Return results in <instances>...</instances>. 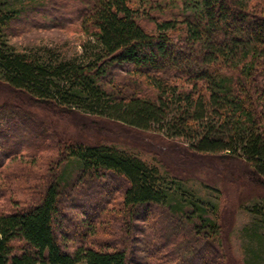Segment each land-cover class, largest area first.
<instances>
[{"label":"trees","instance_id":"1","mask_svg":"<svg viewBox=\"0 0 264 264\" xmlns=\"http://www.w3.org/2000/svg\"><path fill=\"white\" fill-rule=\"evenodd\" d=\"M177 2V14L158 19L132 0H0V91L16 101H0V264H227L218 197H198L181 177L108 142L50 127L43 142L26 138L46 129L31 108L80 114L240 160L264 188V0L167 6ZM46 4L72 14L33 24L76 22L98 48L77 61L15 50L10 26ZM70 158L79 167L71 184L57 173ZM15 159L34 161L36 185L9 186ZM154 227L165 243L149 242Z\"/></svg>","mask_w":264,"mask_h":264},{"label":"rangeland","instance_id":"2","mask_svg":"<svg viewBox=\"0 0 264 264\" xmlns=\"http://www.w3.org/2000/svg\"><path fill=\"white\" fill-rule=\"evenodd\" d=\"M171 1L174 0H132V5L140 13L149 12L153 17L165 19L170 13L177 14L180 9L179 2L177 7H168ZM49 6L50 4H46L43 11L36 9L35 12H28L26 18L23 17L10 26L16 34L9 36L7 41L15 50L29 51L37 55L50 53L55 60L73 58L77 61L83 59L85 49L98 48L96 38L81 32L76 22L65 28L37 27L33 24V20L43 22L37 24L39 26L51 21L52 18L61 20L60 18L72 14L64 12L63 6L59 5V14L52 15L46 8ZM69 9L72 10L71 7ZM40 11L49 13L48 17H44ZM0 101L16 102L13 94L2 89ZM30 110L43 121L46 129L39 128V133L37 131L29 133L27 139L43 142L50 127L60 137L84 143L108 142L157 165L168 174L181 177L186 186L194 190L198 197L210 201L217 200L218 197L223 227L219 245L226 255V263L264 264V219L260 218L264 212L262 199L264 188L259 187L251 178V171L244 162L225 156H203L185 152L182 149L185 144H180L176 139L162 137L161 133L157 134L155 131L143 132L111 122L97 125L80 114L57 116L37 108ZM7 168L12 169L9 171L12 173L10 175L9 172H4L9 182L13 181L9 186L15 188L20 186L22 190L25 185L32 187L36 185L30 175V170L35 171L37 168L33 160L15 159L8 162ZM78 169L77 162L70 158L57 169V173L61 172L64 181L71 184L75 181ZM41 172L37 168L36 173ZM13 175L15 176L12 177ZM104 181L111 183V178L108 177ZM118 182L113 180V184ZM162 225L168 228L166 222ZM161 228L154 227L155 234L147 231L150 236L149 242H158L160 239L159 242L165 243L169 235L165 233L162 239ZM170 230L173 233L177 232L175 226H170ZM71 232L75 236L79 235L76 228ZM147 252L161 253L159 248L152 251L149 249Z\"/></svg>","mask_w":264,"mask_h":264}]
</instances>
